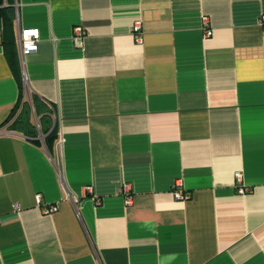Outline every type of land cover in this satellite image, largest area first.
I'll return each mask as SVG.
<instances>
[{
  "label": "crops",
  "instance_id": "1",
  "mask_svg": "<svg viewBox=\"0 0 264 264\" xmlns=\"http://www.w3.org/2000/svg\"><path fill=\"white\" fill-rule=\"evenodd\" d=\"M3 1L0 264H264V0Z\"/></svg>",
  "mask_w": 264,
  "mask_h": 264
},
{
  "label": "built area",
  "instance_id": "2",
  "mask_svg": "<svg viewBox=\"0 0 264 264\" xmlns=\"http://www.w3.org/2000/svg\"><path fill=\"white\" fill-rule=\"evenodd\" d=\"M6 3L4 2L2 6H5ZM15 7H18V3H16ZM0 26H2V20L0 18ZM260 26L263 29V33H264V15L262 16L261 20H260ZM140 25H137L135 27V31L136 32H140ZM212 36V32L208 31L206 33V37H211ZM85 37V31L83 29V27L78 26L75 28V38L78 41H82ZM41 39V32L38 28H20L19 32H18V37H17V44H18V50H19V57H20V61H21V65L24 68L25 67V58L27 55L35 53L38 51L39 49V42ZM141 39H139L138 41H140ZM24 70V69H23ZM236 184L238 186V191L240 194H245L247 192V189L245 188V186H243V176L240 172H238L236 174ZM130 191V186L128 184H125L122 187L121 192L123 194H125L127 197V204H131L132 203V198L129 194ZM174 197L175 199L179 200V201H186L190 198V194L189 193H185L181 190H175L174 191ZM37 198L40 200L41 199V195L38 194ZM20 207L18 205L15 206V209H19ZM56 210V207H51L49 209L46 210L47 213H51L54 212Z\"/></svg>",
  "mask_w": 264,
  "mask_h": 264
},
{
  "label": "trees",
  "instance_id": "3",
  "mask_svg": "<svg viewBox=\"0 0 264 264\" xmlns=\"http://www.w3.org/2000/svg\"><path fill=\"white\" fill-rule=\"evenodd\" d=\"M4 3L3 0H0V18L4 20V40L5 42H12L13 40V20L15 16L14 7L6 4L5 6H2ZM20 121V120H19ZM17 122V124L19 123ZM49 132V131H48ZM46 132V133H48ZM56 137V127L54 130L47 136L46 143L49 147V149L52 146V141L55 140Z\"/></svg>",
  "mask_w": 264,
  "mask_h": 264
}]
</instances>
